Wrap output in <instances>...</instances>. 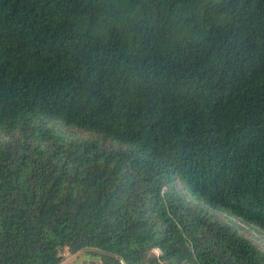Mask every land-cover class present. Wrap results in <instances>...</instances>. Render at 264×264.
Instances as JSON below:
<instances>
[{
    "label": "trees",
    "instance_id": "16d2710c",
    "mask_svg": "<svg viewBox=\"0 0 264 264\" xmlns=\"http://www.w3.org/2000/svg\"><path fill=\"white\" fill-rule=\"evenodd\" d=\"M244 225L264 0H0V264H264Z\"/></svg>",
    "mask_w": 264,
    "mask_h": 264
},
{
    "label": "built area",
    "instance_id": "2783aa9c",
    "mask_svg": "<svg viewBox=\"0 0 264 264\" xmlns=\"http://www.w3.org/2000/svg\"><path fill=\"white\" fill-rule=\"evenodd\" d=\"M100 252L101 251L95 247H86L73 251L68 245H65L59 249L58 255L60 261L58 264H104ZM87 253L96 255L86 256Z\"/></svg>",
    "mask_w": 264,
    "mask_h": 264
},
{
    "label": "rangeland",
    "instance_id": "374dc122",
    "mask_svg": "<svg viewBox=\"0 0 264 264\" xmlns=\"http://www.w3.org/2000/svg\"><path fill=\"white\" fill-rule=\"evenodd\" d=\"M83 135L89 136L90 133L87 131H83ZM242 231L245 232L248 236H250L255 241V243L257 245L264 248V232L259 231V230H255V229L253 230V228L246 226V225L243 226ZM153 252L158 254L160 252V250L154 249ZM88 255H96V254L87 253L86 256H88Z\"/></svg>",
    "mask_w": 264,
    "mask_h": 264
}]
</instances>
